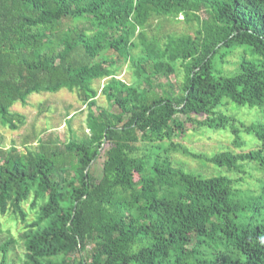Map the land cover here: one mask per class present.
Wrapping results in <instances>:
<instances>
[{"label": "trees", "instance_id": "trees-1", "mask_svg": "<svg viewBox=\"0 0 264 264\" xmlns=\"http://www.w3.org/2000/svg\"><path fill=\"white\" fill-rule=\"evenodd\" d=\"M62 88L87 133L44 128L22 148L0 133V217L21 224L1 235L0 220V264H264V125L227 110L264 106V0H0V125L17 130L16 101ZM187 122L259 142L195 152L173 141Z\"/></svg>", "mask_w": 264, "mask_h": 264}, {"label": "rangeland", "instance_id": "rangeland-1", "mask_svg": "<svg viewBox=\"0 0 264 264\" xmlns=\"http://www.w3.org/2000/svg\"><path fill=\"white\" fill-rule=\"evenodd\" d=\"M178 18H181V16ZM164 28H170L176 31L187 30L186 25L183 23H165ZM118 77L126 81L130 80L131 72L127 68V64H124L120 68ZM103 81V79L96 81L94 85L99 89ZM97 103L101 106L107 105L104 96L100 94L99 91L97 95ZM10 109L24 114L25 123L17 130H10L0 125L2 142L5 146L14 143L18 148H22L21 143L25 139H31L34 134L39 133L44 128L47 129V133H52L60 138L68 136L70 128L79 136L83 133H87V129L85 128L86 108L84 104L81 103L74 92H70L64 88L57 92L32 93L27 97L24 103L16 101ZM227 110L236 113L237 117L246 123H261L264 125V106L250 108L248 106L229 104ZM70 115L71 120L70 125H68L66 119ZM186 126L188 129L186 135L175 137L173 141L179 142L195 152L211 154L224 147L227 149H233L234 151H247L255 148L258 144L257 142H259L254 134L241 131L238 133L240 145L236 146L232 143L231 136L229 134H224V129L217 131L209 129L211 134H209V132L200 134L194 132L193 125L190 122H187ZM34 144L35 142H32V145ZM175 156L181 160L187 161V164L196 170L205 173L212 172L210 164L204 167L201 165L200 161L197 162L196 160L184 157L181 154H176ZM101 159L102 158L100 157L92 164V171L95 175L100 174ZM243 164L248 172L254 176H260V173L254 168L256 165L255 162L246 161ZM215 169L216 174L224 172L223 168L217 167ZM253 184V178L246 177L245 181L240 183L239 186L242 189H245L248 186H253ZM26 205L27 204L24 206L26 207ZM29 218H31V214L29 215ZM0 220L3 229L1 235H5L6 232L4 229L10 227L14 236H17V230L21 227L20 223L13 225L8 217L5 216H1ZM22 251L23 249L20 243H18L14 246V250L11 252L10 256L14 257V255H18L21 257ZM14 264H19V261L15 260Z\"/></svg>", "mask_w": 264, "mask_h": 264}]
</instances>
